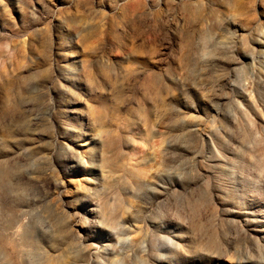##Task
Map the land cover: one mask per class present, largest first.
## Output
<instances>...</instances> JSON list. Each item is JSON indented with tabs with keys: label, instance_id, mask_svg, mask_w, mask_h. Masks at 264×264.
I'll return each instance as SVG.
<instances>
[{
	"label": "rangeland",
	"instance_id": "374dc122",
	"mask_svg": "<svg viewBox=\"0 0 264 264\" xmlns=\"http://www.w3.org/2000/svg\"><path fill=\"white\" fill-rule=\"evenodd\" d=\"M0 264H264V0H0Z\"/></svg>",
	"mask_w": 264,
	"mask_h": 264
}]
</instances>
